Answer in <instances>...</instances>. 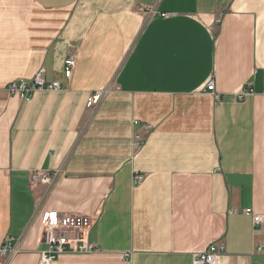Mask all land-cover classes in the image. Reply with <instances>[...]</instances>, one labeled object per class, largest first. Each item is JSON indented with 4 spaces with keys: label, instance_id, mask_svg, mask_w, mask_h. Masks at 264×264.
Returning a JSON list of instances; mask_svg holds the SVG:
<instances>
[{
    "label": "crops",
    "instance_id": "1",
    "mask_svg": "<svg viewBox=\"0 0 264 264\" xmlns=\"http://www.w3.org/2000/svg\"><path fill=\"white\" fill-rule=\"evenodd\" d=\"M41 68L59 90L10 95ZM247 208L264 216V0H0V264H38L50 211L93 217L96 247L52 264H193L211 243L264 264Z\"/></svg>",
    "mask_w": 264,
    "mask_h": 264
},
{
    "label": "built area",
    "instance_id": "2",
    "mask_svg": "<svg viewBox=\"0 0 264 264\" xmlns=\"http://www.w3.org/2000/svg\"><path fill=\"white\" fill-rule=\"evenodd\" d=\"M64 75L70 77L75 64L73 57H68L64 62ZM43 69L37 70L33 77L29 80L13 81L7 85V91L10 95H15L22 100H28L36 91H56L61 88L57 81H47L43 77ZM204 90L214 94V81L209 79ZM245 93V92H244ZM102 95V92H96L92 95L87 103V108L94 107ZM149 125L145 126L148 130ZM140 141V140H138ZM53 175L47 171H33L30 181L32 184L44 183L49 184L53 179ZM141 176L135 175L134 183L141 180ZM246 215H250L252 223L257 226L261 223L264 216L254 214L250 208L243 211ZM93 217L80 213L59 214L56 211L45 212L43 214L37 237V243L44 245L39 251L38 264H52V262L64 253H89L96 251V247L89 242V231L94 223ZM225 252L224 246L218 243H211L204 251L193 253V264H217V259ZM14 253L10 242L6 241L0 248V255L10 257ZM256 253H264V247H256Z\"/></svg>",
    "mask_w": 264,
    "mask_h": 264
}]
</instances>
